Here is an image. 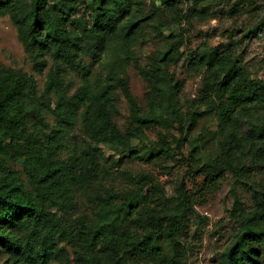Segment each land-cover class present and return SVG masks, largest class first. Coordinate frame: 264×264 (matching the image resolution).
Instances as JSON below:
<instances>
[{
  "label": "trees",
  "instance_id": "obj_1",
  "mask_svg": "<svg viewBox=\"0 0 264 264\" xmlns=\"http://www.w3.org/2000/svg\"><path fill=\"white\" fill-rule=\"evenodd\" d=\"M136 4L139 2L132 0H0V18L10 17L37 71L43 72L52 62L41 94L32 76L7 68L0 60V251L8 253L1 264H105L100 250L113 255L107 264H130L125 260L129 254L154 257L158 264H180L179 227L193 210L185 182L179 189L175 212L168 217L147 207L153 201L151 192L158 190L156 185L153 190L111 192L93 222L80 216L69 226L60 216L75 204L73 189L89 184L105 170L102 161L120 167L126 159H151L170 152L171 144L163 134L157 150L143 151L151 124L166 123L172 116L175 121L179 115L182 88L171 83L164 69L156 75L161 104L151 113L141 112L123 76L121 59L108 62L105 72L92 80V67L106 52H122L126 55L123 62H135L132 47L152 15L139 17ZM178 45H183L182 39ZM193 65L198 70L207 66L212 72L214 89L222 99L212 111L225 123L231 121L235 107L249 112L251 105L264 104V83L237 63L229 47L202 51ZM69 72L81 78V85L71 95L64 80ZM118 88L130 102L135 123L126 132L112 114ZM52 94L57 97L54 105ZM45 112L52 114L55 124L47 121ZM78 124L92 142L82 155L73 153L62 159L66 141ZM252 131L262 139L257 151L264 157V125H252ZM225 139L235 149L225 150L223 159H232L242 141L234 133ZM12 163L23 167L27 182L11 170ZM212 172L209 170L207 176L210 184L216 180ZM123 175L132 178L127 172ZM257 195L264 201V194ZM161 236L175 249L174 256L160 246ZM60 243L81 246L85 252L74 262ZM261 252L264 202L246 219L244 232L228 253L226 264H255Z\"/></svg>",
  "mask_w": 264,
  "mask_h": 264
},
{
  "label": "rangeland",
  "instance_id": "obj_2",
  "mask_svg": "<svg viewBox=\"0 0 264 264\" xmlns=\"http://www.w3.org/2000/svg\"><path fill=\"white\" fill-rule=\"evenodd\" d=\"M132 1L139 2L134 6L139 8V17L152 14L132 47L136 63L123 62L126 55L122 52L115 55L106 52L102 61L93 65L92 80L105 72L108 62L121 59L125 65L123 76L141 112L151 113L161 104L156 75L164 69L171 83L182 88L178 96L179 115L175 121L172 116L166 123H152L146 130L149 141L143 144V151L157 150L163 134L171 144L170 152L151 159H126L120 167L102 161L105 170L89 184L73 189L75 204L69 211L60 212V216L69 226H74L80 216L93 222L111 192L153 190L156 185L158 190L151 192L153 201L147 207L168 217L175 212L179 189L185 182L193 199V210L179 227L180 264H226L228 253L244 232L246 219L264 202L257 195L264 194V157L257 151L262 139L252 131V125H264V104L251 105L249 112L235 107L231 121L225 123L217 111H212L222 102L214 89L212 72L207 66L198 70L193 61L202 51L229 47L237 63L251 77L264 83V0ZM180 39L182 46L178 45ZM0 60L7 68L32 76L39 92H45L52 62L43 72L37 71L9 16L0 18ZM86 61L91 59L87 57ZM64 80L69 95L81 85L80 75L74 72L67 73ZM50 99L54 105L57 97L52 94ZM112 114L123 132L135 125L130 102L120 88L114 93ZM45 116L55 124L50 112H45ZM229 133L241 139L242 147L238 148L236 157L223 159L225 150L235 149L225 139ZM91 142V136L78 124L60 157L82 155ZM11 170L27 182L20 164L12 163ZM209 170L216 176L214 184L207 182ZM123 172L132 178L125 177ZM142 176L143 180L139 181ZM159 244L166 254H176L165 237L159 238ZM60 246L66 247L74 262L78 254L85 252L81 246L65 243ZM99 252L105 264L113 260L110 252ZM7 258L8 253L0 251V264ZM125 260L130 264H158L151 256L135 258L129 254ZM255 264H264V252L259 253Z\"/></svg>",
  "mask_w": 264,
  "mask_h": 264
}]
</instances>
